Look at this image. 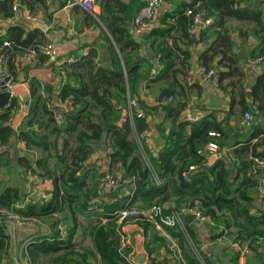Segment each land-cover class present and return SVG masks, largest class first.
Wrapping results in <instances>:
<instances>
[{
    "label": "trees",
    "instance_id": "16d2710c",
    "mask_svg": "<svg viewBox=\"0 0 264 264\" xmlns=\"http://www.w3.org/2000/svg\"><path fill=\"white\" fill-rule=\"evenodd\" d=\"M141 1L96 0L107 59L100 58L95 45L76 62L55 67L41 52L50 42L41 31L11 23L0 27V72L29 85L25 106L13 96L0 108V175L12 164L20 170L14 184L0 177V264H8L7 226L14 215L47 230L36 229L22 248L26 264H135L128 225L140 228L150 264H168L172 255L178 264H217L200 250L194 226L157 230L146 218L119 215L126 207L152 206H160L162 215L198 211L210 221L213 239L229 243L231 264H238L241 255L245 264H264V127L241 123L246 112L264 114V71L250 85L235 52L252 38L249 58L261 56L264 62V0L184 1L138 35L133 21ZM46 3L0 0V20H11L19 8L33 18L48 9ZM196 13L211 18L208 27L197 31L195 43L205 46L198 64L213 70L219 88L228 93V114L237 117L235 135L213 111L196 121L181 118L187 109L198 108L193 95L202 94L191 62L190 24ZM229 21L239 26V44ZM146 43L149 50L142 54ZM29 52L35 54L33 61L20 62ZM41 64L63 76L58 86L31 75ZM141 84L148 93L166 88L173 98L146 104L138 93ZM128 99L136 102L132 121L123 113ZM138 111L146 119L138 118ZM148 116L159 117L162 143L156 150L148 148ZM228 136L236 143L227 145ZM211 141L217 156L209 163L203 151ZM100 150L108 162L105 171L102 160L93 159ZM102 179L113 184L105 181L100 187ZM26 185L29 190L40 186L46 199H32L21 187ZM161 249L165 255L158 258Z\"/></svg>",
    "mask_w": 264,
    "mask_h": 264
},
{
    "label": "crops",
    "instance_id": "0c3cea01",
    "mask_svg": "<svg viewBox=\"0 0 264 264\" xmlns=\"http://www.w3.org/2000/svg\"><path fill=\"white\" fill-rule=\"evenodd\" d=\"M93 4L95 5V10H88L84 7L75 4L73 0H48L47 5L48 9L44 11H40L38 15L33 18H29V14L22 9H18L15 13L14 17L11 20L2 21L0 20V27L4 28L7 27L10 23L11 25H24L26 27V31L31 30H39L41 31L42 35L45 38V41H50L52 44L53 50L55 52L56 57L59 61L65 62L68 57H81L85 55L91 48L95 45L99 47V56L100 58L107 59V45L103 43L101 35L105 30L104 25L100 22L96 15L100 12V6L96 2V0H92ZM128 2V0H124ZM141 1V0H140ZM188 2L189 0H172L170 4L162 1L160 4L157 14L154 20V25L159 24V18L161 13L175 9L179 4L182 2ZM140 2V7H141ZM38 16V17H37ZM94 20H93V19ZM229 25L234 27V30L231 31L232 39L235 44H239L240 40L238 39L237 32L235 28L239 27L238 24L233 21H229ZM134 31L136 34L140 35L135 26ZM195 35V41L197 36V30L193 31ZM105 33V32H104ZM253 39L249 38L245 44L238 46L235 49V52L241 50H246L248 52V59H249V52L252 49ZM149 46L147 43L143 45L142 54H146L149 50ZM205 49L204 45H197L195 43L191 47V62L193 64V73H194V80H196L202 86V94L199 97H195L193 95L192 104H196L198 106L197 109H187L182 115L181 118L186 119L187 115H203L204 113L215 112L219 119L225 118L227 125L226 129L227 132L231 135H235L232 133V130L236 126L237 117L232 118L228 114L229 110V95L227 92L219 88L217 83V76L214 75L213 79L210 80L207 77H204L200 72V66L198 64L199 55ZM247 59V61H248ZM241 61V60H240ZM247 61H242L246 72L248 75V82L250 85L253 84L256 75L260 74L264 71V62L260 64L256 71H249L247 68ZM46 64H41L39 68L35 71H30L31 75L36 74L38 78L42 81L49 82L54 86H58L63 76L58 72L57 69L53 70L50 67H46ZM56 67V65H55ZM158 65L155 64V69H158ZM248 69V70H247ZM4 72L6 75L7 73L5 70H1L0 73ZM9 78L8 86H10L11 93L14 97L19 98L22 103V106H25V103L28 101L29 97V85L27 81H20V82H13ZM2 77L0 76V83L2 81ZM228 91V90H227ZM150 93L146 92L144 84L139 86V96L143 99L146 104L154 105L157 104L156 98L161 93V91H149ZM173 98V97H172ZM129 100L127 102V107L125 108L124 114L127 115L129 111ZM172 100V99H171ZM170 100V101H171ZM169 102V101H168ZM167 102H165L166 104ZM163 104V103H161ZM154 118L151 119L148 116V126L146 135L148 136V144L151 147V150H156L160 147L162 143V137L158 132L156 126L159 123V117L153 116ZM21 116L15 117L16 125L19 123V119ZM254 124L256 125L260 123V127H264V114L258 112L257 115L254 117ZM168 128L165 129L167 131ZM227 145H232L236 143V139L233 136H228L226 139ZM20 146V144L18 143ZM224 152L226 151L223 149ZM203 153H205L203 151ZM21 154V152H20ZM24 155V154H23ZM210 157V155H208ZM208 157V158H209ZM93 159H100V163L102 164L101 170L105 171L108 166L106 154L103 150L98 151L94 156ZM20 170L16 167V165L12 164L9 167L1 169V175H9V180L11 176L16 179L15 175L18 174ZM15 174V175H14ZM3 179V178H2ZM4 180V179H3ZM5 181V180H4ZM47 187V185L45 184ZM23 190H29V187L26 185L21 186ZM48 188V187H47ZM264 191V190H263ZM32 198V195L30 194ZM33 199V198H32ZM37 199V197L35 198ZM27 201V200H26ZM186 213V212H185ZM185 213H179L181 219L183 221V217ZM183 225H190L195 227V238L202 244L207 246V253L214 257L217 260V264H231L229 261V255L233 253L231 248L229 247V243L226 240L221 239H213L214 236V229L211 227L208 221H197L196 219L190 223L186 224L183 221ZM34 227L33 224H19L15 219L12 220L7 226L8 236H9V256L6 259V263L8 264H26L22 257V248L25 244L29 242L32 238V233L35 232L36 229L46 232V227L42 226ZM127 236L130 239L131 243V252H130V260L135 264H150L149 262V255L145 251V238L140 230L136 225H128L126 227ZM201 250V249H200ZM202 251V250H201ZM204 252V251H202ZM165 255L164 250L159 251L158 258H163ZM238 264H245V259L241 255L239 257Z\"/></svg>",
    "mask_w": 264,
    "mask_h": 264
},
{
    "label": "built area",
    "instance_id": "2783aa9c",
    "mask_svg": "<svg viewBox=\"0 0 264 264\" xmlns=\"http://www.w3.org/2000/svg\"><path fill=\"white\" fill-rule=\"evenodd\" d=\"M48 0H46L47 2ZM163 0H142L143 6L141 7L140 11L138 12V14L136 15V17L134 18V26L135 29L138 32H143L144 30L148 29L154 22L156 14H157V10L160 6V4L162 3ZM73 2L75 4H78L82 7H84L85 9L88 10H92L94 11L95 5L93 4L92 0H73ZM30 18V16H28ZM38 17V16H37ZM211 23V18L207 17V18H203L199 13L194 14L193 16V21L190 24V30L192 31H198L199 29H205L206 27H208V25H210ZM2 33V32H1ZM4 44H7L6 42H4ZM41 52L47 56L49 58V60L53 61V63L57 66H60L62 64H66V63H74L77 61V59L75 57H68L65 62H61L58 60V58L55 55V52L53 50L52 44L50 42L46 43L45 45L41 46ZM35 54L33 52H29L25 55H23L22 57H20V62L22 63H27V62H31L33 61ZM263 58L261 56H255V57H251L248 59L247 61V68L251 71H256L258 69V67L260 66V64L262 63ZM200 72L204 77H211L214 76V72L213 70H205L202 67H200ZM131 106L135 107L136 106V102L134 100H129V111L127 112V117L129 119V121L133 120V114L131 111ZM137 117L138 118H143L146 119L144 113L142 111H138L137 112ZM202 117V115H191L186 117V120L188 121H196L198 119H200ZM254 121V116L252 113L250 112H246L242 119H241V123L245 124V125H249L250 123H252ZM217 134L211 132L210 136L215 137ZM148 148L151 150L150 145L148 144ZM205 153L206 155H215L217 156V145L215 142L211 141L210 143L207 144V146L205 147ZM261 165H264V160L261 162ZM190 169L192 170L193 167H190ZM105 181H109V180H100V187H103V185L105 184ZM110 184H113V181H109ZM40 186L38 187H33L31 189V193H36V197L39 199H46V194L39 189ZM262 191V189L260 190ZM16 207H19V205H16ZM162 209L160 206H152L149 208H140V207H126L124 209H122L119 212V215L121 218L124 217H130V216H138V217H143L146 218L147 220L151 221L154 223V227L157 230H162V227L165 226H169V227H174V226H178L183 228V221L181 219V216L179 215V213H173L172 215H162L161 214ZM188 212L193 213V215L195 216V219L197 221H208L210 222L206 217L202 216L198 211L195 210H190ZM183 213V212H181ZM13 218L19 223V224H27V223H31L29 220H23L20 219V217L14 215ZM233 247H237L236 245H232ZM172 247H175V244L172 243ZM201 250L202 251H206L207 250V246L205 244H201ZM178 256L176 257L175 255L169 256V262L168 264H178Z\"/></svg>",
    "mask_w": 264,
    "mask_h": 264
},
{
    "label": "water",
    "instance_id": "95a60500",
    "mask_svg": "<svg viewBox=\"0 0 264 264\" xmlns=\"http://www.w3.org/2000/svg\"><path fill=\"white\" fill-rule=\"evenodd\" d=\"M143 6V3H141V7ZM195 35L196 33H192L191 37H192V42L195 43ZM237 56H238V59L241 60V61H247L248 59V52L246 50H241V51H238L237 52ZM0 76L2 77V81L0 83V108H3V107H6L11 98L13 97L12 93H11V90H10V86H8V81H9V78L7 77V75L2 72L0 73ZM214 76H211L209 79L212 80ZM172 99V94L171 92L168 90V89H163L161 91V93L157 96L156 98V102L161 104V103H165V102H168ZM115 105L118 107V104L115 103ZM23 155V152H21L20 156ZM216 159V156L215 155H211L209 158H208V162L211 163L213 162L214 160ZM264 193V192H263ZM263 193H260L259 195H255V198H258L260 197L261 195H263ZM32 198L35 199L36 198V193H33L32 194ZM257 207L261 208V203L258 201L255 203ZM195 220V216L193 215V213L191 212H186L184 217H183V221L186 223V224H190L192 223L193 221Z\"/></svg>",
    "mask_w": 264,
    "mask_h": 264
},
{
    "label": "rangeland",
    "instance_id": "374dc122",
    "mask_svg": "<svg viewBox=\"0 0 264 264\" xmlns=\"http://www.w3.org/2000/svg\"><path fill=\"white\" fill-rule=\"evenodd\" d=\"M15 175V174H14ZM16 179H17V175H15ZM1 178H3L5 181V184H14L15 178L13 176H11L10 180H9V175H3ZM33 193H31L32 195ZM19 264H22L21 262H19Z\"/></svg>",
    "mask_w": 264,
    "mask_h": 264
}]
</instances>
